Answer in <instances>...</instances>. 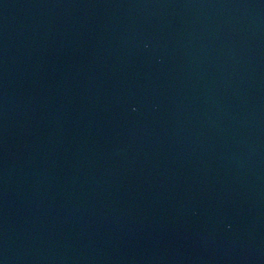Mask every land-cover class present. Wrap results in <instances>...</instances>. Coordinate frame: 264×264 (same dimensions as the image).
Listing matches in <instances>:
<instances>
[{
  "label": "water",
  "instance_id": "obj_1",
  "mask_svg": "<svg viewBox=\"0 0 264 264\" xmlns=\"http://www.w3.org/2000/svg\"><path fill=\"white\" fill-rule=\"evenodd\" d=\"M0 264H264V0H0Z\"/></svg>",
  "mask_w": 264,
  "mask_h": 264
}]
</instances>
